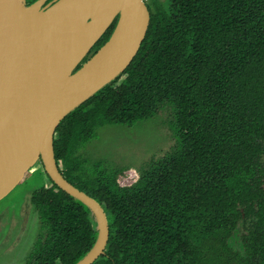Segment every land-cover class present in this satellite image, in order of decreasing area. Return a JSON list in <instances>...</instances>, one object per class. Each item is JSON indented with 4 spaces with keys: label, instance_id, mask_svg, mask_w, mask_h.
Masks as SVG:
<instances>
[{
    "label": "trees",
    "instance_id": "obj_1",
    "mask_svg": "<svg viewBox=\"0 0 264 264\" xmlns=\"http://www.w3.org/2000/svg\"><path fill=\"white\" fill-rule=\"evenodd\" d=\"M146 3L136 56L54 138L64 178L106 213L108 242L92 264H264V0ZM161 109L177 142L133 184L118 183L124 167L87 166L78 155L98 128ZM50 183L31 196L40 231L27 264H75L93 247L97 223Z\"/></svg>",
    "mask_w": 264,
    "mask_h": 264
},
{
    "label": "water",
    "instance_id": "obj_2",
    "mask_svg": "<svg viewBox=\"0 0 264 264\" xmlns=\"http://www.w3.org/2000/svg\"><path fill=\"white\" fill-rule=\"evenodd\" d=\"M46 1L27 4L26 0H0V147L4 139L8 142L12 138L2 135L6 130L17 132V120L24 115L31 118L26 138L4 164L0 199L40 160L53 183L86 205L94 216L96 241L75 263L92 264L104 253L108 242L106 213L96 199L65 179L58 168L56 129L68 114L129 66L145 39L150 11L144 0ZM78 5L81 9L68 24H26L29 16L47 18L56 8L71 10ZM115 20L109 38L84 61ZM63 30L76 35L68 40L70 46L59 45L57 51L44 49L45 43L62 42ZM32 104L36 108L30 110Z\"/></svg>",
    "mask_w": 264,
    "mask_h": 264
},
{
    "label": "rangeland",
    "instance_id": "obj_3",
    "mask_svg": "<svg viewBox=\"0 0 264 264\" xmlns=\"http://www.w3.org/2000/svg\"><path fill=\"white\" fill-rule=\"evenodd\" d=\"M158 1L165 4L168 0ZM91 52L86 58L91 56ZM168 117L161 109L133 125H104L80 148L78 155L86 159L87 166L101 161L111 167H124L117 181L122 186L131 185L138 179L139 169L176 144L177 138ZM48 182L42 162L38 160L0 199V264L26 263L28 252L40 231L39 216L31 203V196Z\"/></svg>",
    "mask_w": 264,
    "mask_h": 264
},
{
    "label": "bare ground",
    "instance_id": "obj_4",
    "mask_svg": "<svg viewBox=\"0 0 264 264\" xmlns=\"http://www.w3.org/2000/svg\"><path fill=\"white\" fill-rule=\"evenodd\" d=\"M80 9H81L80 5H78V7L76 8L72 7L71 10L68 9V7L60 8V9L56 8L50 12L47 18H42V17L33 18V16H29V20L26 21V24H39V23H43V24L44 23L45 24H51V23L52 24H66L67 23L68 24L71 21L72 17L74 16L73 14H77L78 10ZM17 14L18 13H16V15ZM22 23H24V17H23ZM61 33H62V40H63L62 42L55 43V44L45 43V45L43 46L44 49L48 51H51V50L57 51L59 50L58 48L59 45H62L63 46L62 48L68 47L70 46V42L68 40L76 38L75 37L76 35L69 30H63L61 31ZM33 108H36L34 104H32V106L30 107V110H32ZM30 121H31V118L27 117V115H24L17 120L16 127H15L17 132H14V130L9 132V130H11L9 129V130H6L4 134H2L4 137L12 136V138H8V142H5V139H4V145L2 144V146L0 147V176L5 172L6 166H4V164L13 154L17 152L21 142L26 138L30 125H31Z\"/></svg>",
    "mask_w": 264,
    "mask_h": 264
},
{
    "label": "flooded vegetation",
    "instance_id": "obj_5",
    "mask_svg": "<svg viewBox=\"0 0 264 264\" xmlns=\"http://www.w3.org/2000/svg\"><path fill=\"white\" fill-rule=\"evenodd\" d=\"M27 1V4H32L33 2H35V1H37V0H26ZM50 1H52V0H47L45 3H47V2H50ZM100 47V46H99ZM98 47V48H99ZM98 48H96V50L98 49ZM96 50H94V47L91 49V53H90V55H92L93 53H95L96 52ZM45 174L47 175V173L45 172ZM47 178H48V180L50 179L49 178V176L47 175ZM51 180V179H50ZM50 180H49V182H48V184L47 185H45L44 187H48V186H50ZM52 181V180H51ZM53 182V181H52ZM55 184V183H54ZM32 203V202H31ZM34 206V205H33ZM34 209L36 210V208L34 207ZM37 211V210H36ZM37 213H38V211H37ZM38 216H39V214H38ZM37 237H38V235H37ZM37 237L35 238V240L33 241V244L35 243V241H36V239H37ZM33 244H32V246H33ZM32 246H31V248H32ZM31 248H30V250H31ZM30 250H29V252H28V255H27V258H26V263L25 264H27V260H28V257H29V254H30Z\"/></svg>",
    "mask_w": 264,
    "mask_h": 264
},
{
    "label": "built area",
    "instance_id": "obj_6",
    "mask_svg": "<svg viewBox=\"0 0 264 264\" xmlns=\"http://www.w3.org/2000/svg\"><path fill=\"white\" fill-rule=\"evenodd\" d=\"M145 2H147V0H144Z\"/></svg>",
    "mask_w": 264,
    "mask_h": 264
}]
</instances>
